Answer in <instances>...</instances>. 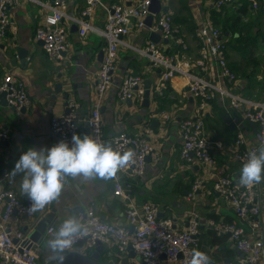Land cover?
I'll list each match as a JSON object with an SVG mask.
<instances>
[{"label": "crops", "instance_id": "0c3cea01", "mask_svg": "<svg viewBox=\"0 0 264 264\" xmlns=\"http://www.w3.org/2000/svg\"><path fill=\"white\" fill-rule=\"evenodd\" d=\"M50 3L51 0H43ZM138 0H105L108 5L136 4ZM201 12L206 14L211 0H199ZM237 3V2H235ZM163 6L180 30V35L189 46L188 55L191 58L198 56V43L189 32L186 23L182 20L192 15L197 21L195 0H162ZM85 0H70L67 15L62 21L66 30L71 49L61 62L50 61L43 49V44L34 37L36 28L42 24L46 9L30 0H20L9 10L13 26L8 29L7 35L0 44V67L2 72L14 73L26 84L30 98V106L22 112L15 107L0 105V130H9V140L0 144V177H5L2 188L15 191L22 199L20 184L22 174L11 175L15 163L21 154L30 147L50 148L61 139L51 134V120L54 116L65 115L67 106L62 93H56L57 84L67 92L70 102L78 105V117L82 109V120L79 125V135H88L85 119L89 115L95 96V75L102 62L99 60L101 51L106 49V40L100 34L90 31L86 37H80L78 24L72 18L88 20L96 28H103L105 13L97 10L94 15L85 17L82 12ZM164 12V11H163ZM264 20V18L262 17ZM260 23V20H259ZM261 24V23H260ZM264 32V24L261 25ZM257 27L255 28V31ZM151 27L139 30L131 27L129 36L125 38L130 45L144 46L151 40ZM161 41L156 43L169 54H181L182 50L174 40L163 38V32L156 31ZM228 47L227 58L232 70L238 76V86L234 89L250 99L264 102V43L256 50L254 58L258 60L256 67L244 57L248 47L229 36L224 37ZM22 50L26 58L21 57ZM262 50V49H261ZM104 55V53H103ZM118 67L114 74L113 86L109 90L101 107L103 119V137L107 144L113 146V138L121 133L144 134L154 147V152L147 158L145 173L134 177L129 174H120L121 181L139 205L150 202L159 207L160 218L172 219L177 227L186 228L189 212L196 210L201 217L200 240L204 251L210 258L211 264L236 263L243 254L238 251L227 234L218 235L211 224L232 222L236 220L234 209L226 202L223 196L212 185L219 174H228L239 177L242 168L235 160V141L239 132H243L246 140L252 142L257 127L243 119L241 114L233 110L227 102L220 98L214 100L205 114V132L210 141L211 153L216 160L215 170H207L204 165L193 163L188 167L180 157L182 146L181 123L191 117L196 111L197 101L190 95L186 80L182 76H175L159 91L161 71L154 67L145 57L126 47H121L118 56ZM127 74H140L149 82V107L142 102L127 100L120 101L117 91L123 78ZM231 118V122H226ZM168 116V118L165 117ZM215 172V173H213ZM213 173V175H209ZM197 178L204 179L203 187L191 200L189 193ZM113 179L103 181L96 179L84 181L82 178L67 177V184L61 197L54 202L52 209L53 220L50 225L57 229L60 221L73 213L80 219L85 211L93 207L102 220L122 226H128L125 221L126 203L114 195ZM211 190V194L205 193ZM259 200L261 214L259 219L262 225L264 238V181L259 183ZM43 209L37 212L35 218H13L8 226L10 230L23 229L40 221L48 213ZM33 219V220H32ZM46 235L33 248L39 254L42 264H50L51 256L46 246ZM207 240V245L205 241ZM93 249H86L83 245L73 250L82 254H89ZM128 252L118 255L115 246L103 245L100 259L103 264H122ZM119 256V259H118ZM122 257V259H120ZM138 257V256H137ZM140 258V257H139ZM264 263V256L262 259ZM129 264H143L142 260L130 259Z\"/></svg>", "mask_w": 264, "mask_h": 264}, {"label": "built area", "instance_id": "2783aa9c", "mask_svg": "<svg viewBox=\"0 0 264 264\" xmlns=\"http://www.w3.org/2000/svg\"><path fill=\"white\" fill-rule=\"evenodd\" d=\"M20 0H0V44L13 26L9 10ZM46 9L42 24L39 25L34 37L43 42L46 57L52 62H61L71 49L66 30L62 26L70 0H30ZM237 0H211L206 14L201 12L199 0H195L198 10L197 28L194 37L199 50L196 58L188 55L189 46L180 35V30L174 25L171 15L161 11L153 15L152 31H162L163 38L174 40L182 50L179 54H169L152 40L144 46L130 45L125 38L129 36L131 27L145 29L146 19L150 12L152 0H138L136 4L108 5L105 0H85L82 15L90 17L97 10L105 13L103 28H96L86 19L72 18L78 24L80 37H86L90 31L97 32L106 40L102 62L95 75V96L93 106L85 122L88 135L98 143H105L103 137V119L101 107L109 90L113 86L114 74L118 67V56L121 47H126L145 57L151 64L161 71L158 89L175 76H182L188 86L190 95L197 101L195 113L181 123L182 146L180 157L188 167L193 163L204 165L207 170H215L216 160L211 153L210 141L205 132V114L211 103L220 98L241 114L243 119L255 124L257 131L252 142L247 141L243 132H239L235 141V160L242 167L247 162L249 153L264 145V102L256 101L237 93L238 76L232 70L227 58V44L222 30L212 20V12L220 11L223 7L235 4ZM251 8H259L260 0H246ZM147 86L140 74H127L117 91L120 101L132 100L140 103L144 99ZM0 92L7 93L9 104L17 110L30 106V98L26 84L14 73L2 72L0 67ZM69 114L54 116L51 120V134L61 141L69 143L73 134H79L78 105L69 103ZM168 118L167 115H165ZM9 130H0V144L9 140ZM113 148L120 153L132 151L133 158L129 164L113 179L114 195L126 203L125 221L128 226L109 223L101 219L95 208H88L81 217L82 223L89 229L82 237H77L72 248L82 242L86 249H93L102 245L115 246L118 255L126 254L127 248L132 247L136 256L144 264H188L193 249L205 252L200 240L201 217L199 212L192 210L187 217L186 228L177 227L172 219L160 218L159 207L145 202L139 205L133 195L125 189L120 174L138 177L145 173L147 158L154 152V147L144 134H128L121 132L113 138ZM215 173V172H213ZM209 173V175H213ZM7 176V175H6ZM5 177H0L3 185ZM204 179L197 178L189 193L194 200L196 194L203 187ZM239 177L219 174L212 185L234 209L236 220L216 224L211 222L216 234L230 236L234 247L243 254L240 261L228 264H264V238L259 219L261 204L259 200V184L243 186L239 184ZM64 184H67V177ZM64 186V187H65ZM205 193L211 194L206 189ZM55 202V201H54ZM45 207L48 212L54 204ZM37 212H31L27 198L22 199L13 190H0V264H42L39 254L34 248L28 249L27 234L23 230L7 231L13 218H35ZM33 220V219H32ZM54 225L48 226L46 235L50 238L56 232ZM17 240V242H15ZM118 256V259H119ZM163 256L165 258H163ZM210 257V256H209ZM122 259V257H120Z\"/></svg>", "mask_w": 264, "mask_h": 264}, {"label": "clouds", "instance_id": "9594fccd", "mask_svg": "<svg viewBox=\"0 0 264 264\" xmlns=\"http://www.w3.org/2000/svg\"><path fill=\"white\" fill-rule=\"evenodd\" d=\"M133 155L132 151L120 153L110 143H98L90 135L73 134L71 146L62 140L50 148H28L15 163L11 175L22 174L21 195L28 199L31 212H39L61 197L66 177L84 181L112 180L129 164ZM262 181L264 145L249 153L239 171L238 182L251 186ZM88 231L78 214L63 218L55 234L46 240L50 264H62L64 254L72 248L75 239ZM188 264H211V258L193 249Z\"/></svg>", "mask_w": 264, "mask_h": 264}, {"label": "water", "instance_id": "95a60500", "mask_svg": "<svg viewBox=\"0 0 264 264\" xmlns=\"http://www.w3.org/2000/svg\"><path fill=\"white\" fill-rule=\"evenodd\" d=\"M161 11H164V12L167 11V7L163 6L162 0H152L151 6H150L151 15H149L146 19V25L148 27H152L153 15H158ZM150 38L152 41H154L156 43H159L161 41V36L157 32H152L150 35ZM41 43L43 44V42H41ZM25 52H26L25 50H22L21 57L23 59L26 58ZM103 53H104L103 51L100 52V55H99L100 61L103 57ZM56 93L57 94L62 93L63 99L65 100V106H67L66 114H69V112H70V108H69L70 98H69L68 93L64 92L62 90L61 84H57ZM149 94H150V87H149V82H148L147 90H146V93L144 95V102H143V105L146 107H149ZM0 105H2L3 107H10L11 106L7 100V93L6 92H0ZM24 110L25 109H22V112ZM80 111H81V114H80V117H78L79 118L78 124L81 123V120L83 117L82 109H80ZM226 116H228V114H225L223 117L225 118ZM228 117H229V119H227L226 122H231L230 116H228ZM252 125L257 127L253 123H252ZM106 144H107V142H106ZM53 217H54V212H48L46 214V216H44L40 221H38L36 224L33 225V229L30 228L29 225L24 226V228L22 230L25 234H27V237H28V239L26 241V245H27L28 249L33 248L36 244H38L46 236V230H47L48 226H50L51 221L53 220ZM7 231L10 232L11 231L10 228H8ZM15 242H17V240H15ZM79 245H82V242H80ZM102 251H103V245L102 244H98V246L95 247V249L89 254H82V253L75 252V251H67L64 254L62 264H103L101 259H100V255H101ZM127 251H128V255H127V257H125L123 259L122 264H129L130 259L140 260V258L136 256V253L133 251L131 246H129L127 248ZM163 258H165V257L163 256ZM226 264H228V262H226Z\"/></svg>", "mask_w": 264, "mask_h": 264}, {"label": "trees", "instance_id": "16d2710c", "mask_svg": "<svg viewBox=\"0 0 264 264\" xmlns=\"http://www.w3.org/2000/svg\"><path fill=\"white\" fill-rule=\"evenodd\" d=\"M259 8L253 9L246 3V0H237L235 4L223 7L220 11L212 12V20L219 27L224 37L229 36L236 41L242 42L248 48L244 49V57L251 65L256 67L258 60L254 58L256 50L264 43V32L259 23L260 18H264V0H260ZM185 22L189 32L194 35L197 28V22L190 15L182 20ZM257 30L255 31V28Z\"/></svg>", "mask_w": 264, "mask_h": 264}, {"label": "rangeland", "instance_id": "374dc122", "mask_svg": "<svg viewBox=\"0 0 264 264\" xmlns=\"http://www.w3.org/2000/svg\"><path fill=\"white\" fill-rule=\"evenodd\" d=\"M260 22H261V24H264V20L262 19V18H260ZM262 49V50H261ZM260 49V51H261V53H263V50H264V46H263V48H261ZM205 241V244L207 243V240H204ZM207 245V244H206Z\"/></svg>", "mask_w": 264, "mask_h": 264}]
</instances>
